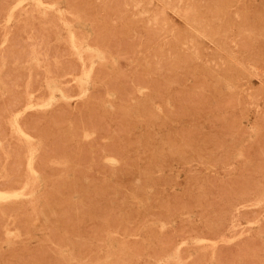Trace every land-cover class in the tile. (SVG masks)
Here are the masks:
<instances>
[{
    "label": "rangeland",
    "instance_id": "rangeland-1",
    "mask_svg": "<svg viewBox=\"0 0 264 264\" xmlns=\"http://www.w3.org/2000/svg\"><path fill=\"white\" fill-rule=\"evenodd\" d=\"M218 1L0 0V191L35 185L0 201V264H264V0Z\"/></svg>",
    "mask_w": 264,
    "mask_h": 264
},
{
    "label": "bare ground",
    "instance_id": "bare-ground-1",
    "mask_svg": "<svg viewBox=\"0 0 264 264\" xmlns=\"http://www.w3.org/2000/svg\"><path fill=\"white\" fill-rule=\"evenodd\" d=\"M121 1H122V0H121ZM210 1H211V0H210ZM8 2H9V1H8ZM20 2H21V1H20ZM38 2H41V0H38ZM47 2H48V1H47ZM232 2H233L232 0H219V1L215 4V8H216V10H218V11H224L225 9H227V7L230 6V4H231ZM5 3H6V2H5ZM60 3H61V2H60ZM149 3H150V2H149ZM212 3H213V1H212ZM0 4H1V3H0ZM3 4H4V3H3ZM3 4H1V5H3ZM21 4H22V3H21ZM244 5H245V4L243 3V6H244ZM28 6H29V5H28ZM52 6H53V5H52ZM60 6H61V5H60ZM40 8H41V7H40ZM170 8H171V7H170ZM242 8H243V7H242ZM245 8H246V7H245ZM45 9H46V8H45ZM58 9H59V8H58ZM63 9H64V7H63ZM180 9H181V8H180ZM0 10H1V9H0ZM107 10H109V9H107ZM107 10H106V11H107ZM216 10H214V11L216 12ZM44 11H45V10H44ZM106 11H105V13H106ZM142 11H143V10H142ZM170 11H171V10H170ZM218 11H217V12H218ZM128 12H129V11H128ZM83 13H84V12H83ZM117 13H118V12H117ZM156 13H157V12H156ZM111 14H112V13H111ZM114 14H115V13H114ZM196 14H197V13H196ZM196 14H195V15H196ZM261 14H262V13H261ZM213 15H214V14H213ZM215 15H217V14H215ZM106 16H108V15H106ZM160 16H161V15H160ZM218 16H219V15H218ZM68 17H69V16H68ZM79 17H80V16H79ZM117 17H118V16H117ZM182 17H184V16H182ZM0 18H1V17H0ZM83 18H84V17H83ZM102 18H103V17H102ZM104 18H106V17H104ZM178 18H179V17H178ZM192 18H193V17H192ZM7 19H8V18H7ZM23 19H24V18H23ZM67 19H69V18H67ZM108 19H109V18H108ZM113 19H114V18H113ZM121 19H123V18H121ZM159 19H160V18H159ZM179 19H180V18H179ZM185 19H186V18H185ZM242 19H243V18H242ZM153 20H154V19H153ZM10 21H11V20H10ZM118 21H119V20H118ZM148 21H149V20H148ZM164 21H165V20H164ZM177 21H179V20H177ZM192 21H193V20H192ZM202 21H203V20H202ZM240 21H241V20H240ZM79 23H80V22H79ZM83 23H84V22H82V24H83ZM212 23H213V22H212ZM244 23H245V22H244ZM85 24H86V23H85ZM182 24H184V23H182ZM197 24H198V23H197ZM248 24H249V23H248ZM83 25H84V24H83ZM158 25H159V24H158ZM239 25H240V24H239ZM240 26H241V25H240ZM68 27H69V29H70L72 35H74V33H73V32H74V31H73V26L69 25ZM74 27H75V26H74ZM201 28H202V27H201ZM164 29H165V28H164ZM256 29H257V28H256ZM110 30H111V29H110ZM224 30H225V29H224ZM97 31H98V30H97ZM97 31H96V32H97ZM134 31H135V30H134ZM156 31H157V30H156ZM189 31H190V30H189ZM13 32H14V31H13ZM136 32H138V31H136ZM111 33H112V32H111ZM133 33H134V32H133ZM158 33H159V32H158ZM237 33H238V32H237ZM237 33H236V34H237ZM96 34H97V33H96ZM141 34H142V33H141ZM216 34H217V31H213V35L215 36ZM92 35H93V34H92ZM208 35H209V34H208ZM18 36L20 37V35H18ZM108 36H109V35H108ZM185 36H186V35H185ZM199 36H200V35H199ZM238 36H239V35H238ZM248 36H249V35H248ZM23 37H24V36H23ZM95 37H96V35H95ZM103 37H104V35L102 36V39H103ZM105 37H106V36H105ZM236 37H237V36H236ZM26 38H27V37H26ZM72 38H73V37H72ZM99 38H100V37H99ZM114 38H115V36H114ZM129 38H130V37H129ZM102 39H101V42H102ZM130 39H131V38H130ZM243 39H244V38H243ZM10 40H11V39H10ZM17 40H18V39H17ZM94 40H95V39H94ZM103 40H104V39H103ZM105 40H106V39H105ZM105 40H104V41H105ZM108 40H109V39H108ZM113 40H114V39H113ZM115 40H116V39H115ZM133 40H134V39H133ZM140 40H142V38H141ZM176 40H177V39H176ZM98 41H99V40H98ZM124 41H126V40H124ZM137 41H138V40H137ZM232 41H233V40H232ZM21 42H22V41H21ZM167 42H168V41H167ZM244 42H245V40H244ZM13 43H14V42H13ZM102 43H103V42H102ZM128 43H129V44H128ZM128 43H127V44H128V46H129V45H130V41H129V39H128ZM232 43H233V42H232ZM234 43H236V42H234ZM240 43H241V42H240ZM29 44H30V43H29ZM90 44H91V43H90ZM197 44H198V43H197ZM246 44H247V43H246ZM251 44H252V42H251ZM74 45L77 46L78 44H76V43L74 42ZM79 45H80V46L77 47V48H78V51H79V47H81V46H82V47H85V48L90 47V46H88V45L85 46V45L80 44V43H79ZM100 45H101V43H100ZM103 45H104V44H103ZM160 45H161V44H160ZM176 45H177V43H176ZM113 46H115V45L112 44V48H113ZM119 46H120V45H119ZM242 46H248V45H242ZM250 46H252V45H250ZM20 47H21V46H20ZM58 47H59V45H58ZM61 47H62V46H61ZM129 47H130V46H129ZM165 47H166V46H165ZM234 47H235V46H234ZM130 48H131V47H130ZM43 49H44V48H43ZM242 49H243V48H242ZM244 49H246V48H244ZM248 49H249V48H248ZM74 50H75V49H74ZM85 50H86V49H85ZM93 50H95V49H93ZM116 50H117V48H116ZM186 50H187V49H186ZM130 51H131V50H130ZM182 51H183V50H182ZM53 52H54V51H53ZM95 52H96V51H95ZM100 52H101V51H100ZM100 52H99V53H100ZM133 52H134V51H133ZM152 52H153V51H152ZM227 52H228V50H227ZM234 52H235V51H234ZM68 53H69V51H68ZM76 53H77V52H76ZM189 53H190V52H189ZM258 53H259V52H258ZM44 54H45V53H44ZM80 54H81V52H80ZM92 54H93V53H92ZM97 54H98V53H97ZM18 55H19V54H18ZM98 55H99V54H98ZM219 55H220V54H219ZM157 56H158V55H157ZM25 57H26V56H25ZM80 57L82 58L81 55H80ZM97 57H98V56H97ZM240 57H241V56H240ZM261 57H262V56H261ZM15 58H16V57H15ZM166 58H169V57H166ZM20 59H21V58H20ZM67 59H68V58H67ZM97 59H98V58H97ZM259 59H260V58H259ZM24 60H25V59H24ZM46 60H47V59H46ZM81 60H82V59H81ZM235 60H236V59H235ZM257 60H258V59H257ZM260 60H261V59H260ZM260 60H259V61H260ZM262 60H263V59H262ZM22 61H23V60H22ZM120 61H121V60H120ZM166 61H167V60H166ZM173 61H174V60H173ZM241 61H242V60H241ZM11 62H12V61H11ZM11 62H10V63H11ZM37 62H38V61H37ZM253 62H254V61H253ZM256 62H258V61H256ZM263 62H264V61H263ZM263 62L261 61L262 64H263ZM34 63H35V62H34ZM168 63H169V62H167V64H168ZM170 63H171V62H170ZM250 63H251V62H250ZM20 64H21V63H20ZM20 64H19V65H20ZM22 64H23V63H22ZM24 64H25V63H24ZM31 64H32V63H31ZM171 64H172V63H171ZM185 64H186V63H185ZM258 64H259V63H258ZM19 65H18V66H19ZM176 65H177V64H176ZM256 65H257V63H256ZM77 66H78V65H77ZM122 66H123V64H122ZM165 66H166V65H165ZM168 66H169V65H168ZM168 66H167V68H168ZM43 67H44V66H43ZM124 67H126V66H124ZM169 67H170V66H169ZM242 67H243V66H242ZM256 67H257V66H256ZM17 68H18V67H17ZM22 68H23V67H22ZM75 68H76V67H75ZM98 68H99V70L102 69V68H100V67H98ZM98 68H97V70H98ZM122 68H123V67H122ZM176 68H177V66H176ZM176 68L174 67V69H176ZM12 69H13V68H12ZM12 69H11V70H12ZM14 69H15V68H14ZM23 69H24V68H23ZM53 69H54V68H53ZM210 69H211V68H210ZM15 70H16V69H15ZM145 70H146V69H145ZM225 70H226V69H225ZM231 70H233V69H231ZM250 70H251V69H250ZM259 70H260V69H259ZM22 71H23V70H22ZM22 71H21V72H22ZM82 71H83V70H82ZM215 71H216V70H215ZM255 71H256V70H255ZM78 72H79V71H78ZM104 72H107V71L104 70ZM245 72H246V70H245ZM25 73H26V72H25ZM89 73H90V72L85 71V72H84V75L87 76V75H89ZM96 73H98V72H96ZM100 73H101V71H100ZM221 73H222V72H221ZM238 73H239V72H238ZM243 73H244V72H243ZM6 74H7V73H6ZM33 74H35V72H34ZM36 74H38V73H36ZM80 74H81V73H80ZM102 74L104 75V73H102ZM117 74H118V73H117ZM12 75L15 76V74H12ZM12 75H11V76H12ZM24 75H25V74H24ZM90 75H91V74H90ZM175 75H176V74H175ZM254 75H255V74H254ZM3 76H4V74H3ZM7 76H8V75H7ZM33 76H34V75H33ZM104 76H105V75H104ZM15 77H16V76H15ZM20 77H21V76H20ZM34 77H35V76H34ZM36 77H38V76H36ZM36 77H35L34 79H36ZM40 77H41V75H40ZM75 77H76V76H75ZM88 77H89V76H88ZM98 77H99V76H98ZM140 77H141V76H140ZM233 77H234V76H233ZM22 78H23V77H22ZM41 78H42V77H41ZM90 78H91V77H90ZM109 78H110V77H109ZM118 78H119V77H118ZM34 79H33V80H34ZM88 79H89V78H88ZM174 79L176 80L175 77H174ZM239 79L241 80V78H239ZM257 79H258V78H257ZM13 80H14V79H13ZM43 80H44V78H43ZM78 80H79V79H78ZM83 80H84V79H83ZM124 80H125V79H124ZM10 81H11V80H10ZM10 81H9V82H10ZM19 81H21V80H19ZM253 82H254V81H253ZM6 83H7V81H6ZM237 83H239V82H237ZM2 84H3V83H2ZM18 84H21V82L18 83ZM103 84H104V83H103ZM152 84H153V83H152ZM244 84H245V83H244ZM244 84H243V85H244ZM259 84H260V83H259ZM14 85H15V84H14ZM14 85H13V86H14ZM80 85H81V84H80ZM110 85H111V83H110ZM245 85H246V84H245ZM249 85H250V84H249ZM37 86H38V85H36L35 87H37ZM42 86H43V85H42ZM141 86H142V85H141ZM10 87H12V86H10ZM50 87H51L53 90L58 91L63 97H65V95H64V93H63V90H62L60 87H58L57 85H50ZM109 87H110V86H109ZM133 87H134V86H133ZM217 87H218V86H217ZM250 87H251V86H250ZM255 87H256V86H255ZM20 88H21V87H20ZM227 88H228V89H231V88H229V87H227ZM232 88H233V87H232ZM35 89H36V88H35ZM37 89H38V87H37ZM201 89H202V88H201ZM242 89H243V88H242ZM260 89H261V87H260ZM14 90H15V89H14ZM83 90H84V88H83ZM134 90H135V89H134ZM144 90H146V89H144ZM160 90H161V89H160ZM164 90H165V89H164ZM203 90H204V89H203ZM244 90H245V89H244ZM35 91H37V90H35ZM99 91H100V90H99ZM104 91H105V89H104ZM104 91H103V92H104ZM120 91H121V90H120ZM232 91H233V90H232ZM248 91H249V90H248ZM14 92H16V91H14ZM25 92H26V91H25ZM84 92H85V91H84ZM94 92H95V91H94ZM94 92H92V93L94 94ZM96 92H97V91H96ZM96 92H95V94L98 93V92H97V93H96ZM230 92H231V91H230ZM82 93H83V91H82ZM234 93H235V92H234ZM46 94H47V93H46ZM83 94H84V93H83ZM95 94H94V96H95ZM33 95H34V94H33ZM98 95H99V93L97 94V96H98ZM104 95H105V94H104ZM234 95H235V94H234ZM246 95H247V94H246ZM258 95H259V94H258ZM15 96H16V95H15ZM47 96H48V95H47ZM137 96H138V95H137ZM232 96H233V95H232ZM11 97H12V96H11ZM16 97H18V96H16ZM22 97H23V96H22ZM24 97H25V96H24ZM78 97H79V96H78ZM91 97H92V96H91ZM102 97H103V96H102ZM111 97H112V96H111ZM244 97H245V96H244ZM13 98H14V97H13ZM19 98H20V97H19ZM104 98H105V97H104ZM127 98H128V97H127ZM232 98H233V97H232ZM258 98H259V97H258ZM16 99H17V101H18V98H16ZM25 99H26V97L24 98V100H25ZM95 99H96V98H95ZM22 100H23V98H22ZM29 100H30V99H29ZM37 100H38V99H37ZM47 100H48V99H47ZM70 100H71V99H70ZM164 100H165V99H164ZM235 100H236V99H235ZM41 101H42V100H41ZM53 101H54V100H53ZM154 101H155V100H154ZM237 101H238V100H237ZM244 101H245V100H244ZM5 102H6V101H5ZM19 102H20V101H19ZM27 102H28V101H27ZM126 102H127V101H126ZM232 102H233V101H232ZM235 102H236V101H235ZM235 102H234V104H235ZM95 103H96V102H95ZM238 103H239V102H238ZM35 104H36V103H35ZM35 104H34V105H35ZM55 104H56V103H55ZM77 104H78V103H77ZM80 104H81V102H80ZM92 104H93V102H92ZM97 104H98V103H97ZM127 104H128V102H127ZM129 104H130V103H129ZM250 104H252V103H250ZM7 105H8V104H7ZM10 105H11V103H10ZM12 105H13V103H12ZM61 105H62V104H61ZM63 105H64V104H63ZM98 105H99V104H98ZM18 106H19V104H18ZM64 106H65V105H64ZM81 106H82V104H81ZM92 106H93V105H92ZM225 106H226V104H225ZM41 107H42V106H41ZM41 107H39V108H41ZM45 107H46V105H45ZM79 107H80V105H79ZM146 107H147V106H146ZM233 107H234V106H233ZM237 107H239V106H237ZM3 108H4V107H3ZM7 108H8V106H7ZM80 108H81V107H80ZM147 108H148V107H147ZM216 108H217V107H216ZM68 109H69V108H68ZM148 109H149V108H148ZM244 109H245V107H244ZM59 110H60V109H59ZM62 110H64V109H62ZM65 110H66V108H65ZM245 110H246V109H245ZM24 111H25V110H24ZM70 111H71V110H70ZM88 111H89V110H88ZM97 111H98V110H97ZM9 112H10V111H9ZM67 112H68V110H67ZM94 112H95V111H94ZM56 113H58V112L56 111ZM10 114H11V113H10ZM28 114H29V113H27V115H28ZM34 114H35V113H34ZM40 114H42V113H40ZM95 114H96V113H95ZM30 115H33V114L31 113ZM36 115H37L36 117L34 116L35 118H37L38 116H40V115H38V114H36ZM54 115H55V114H54ZM1 116H3V115H1ZM4 116H5V115H4ZM28 116H29V115H28ZM41 116H43V114H42ZM55 116H57V115H55ZM261 116H262V115H261ZM17 117H18V116H17ZM17 117H14L13 119L11 118V119L13 120V123H14L15 127H16L20 132L26 134V136H27V133L25 132V130H24V129L22 128V126L20 125V122L18 121V118H17ZM34 117H33V118H34ZM47 117H48V116H47ZM68 117H69V116H68ZM98 117H99V116H98ZM235 117H236V116H235ZM6 118H7V117H6ZM25 118H27V116H26ZM30 118H31V120H32V117H30ZM77 118H78V117H77ZM84 118H85V117H84ZM91 118H92V117H91ZM28 119H29V118H28ZM28 119H27V120H28ZM40 119H41V118H40ZM42 119H43V118H42ZM42 119H41V121H44V120H42ZM74 119H75V117H74ZM74 119H73V120H74ZM234 119H235V118H234ZM236 119H237V118H236ZM0 120H1V119H0ZM27 120H26V121H27ZM100 120H101V119H100ZM116 120H117V119H116ZM240 120H241V118H239V121H240ZM262 120H263V119H262ZM2 121H3V120H2ZM34 121H35V120H34ZM57 121H58V120H57ZM125 121H126V120H125ZM37 122H38V119H37ZM37 122H35V123H37ZM39 122H40V120H39ZM99 122H100V121H99ZM133 122H134V121H133ZM32 123H33V121H32ZM32 123H31V124H32ZM40 123H41V122H40ZM124 123H126V122H124ZM235 123H236V122H235ZM28 124H29V123H28ZM65 124H66V123H65ZM76 124H77V123H76ZM78 124H79V123H78ZM131 124H132V122L130 123V127H131ZM136 124H137V122H136ZM173 124H174V123H173ZM245 124H246V123H245ZM23 125H24V124H23ZM82 125H83V124H82ZM132 125H133V124H132ZM134 125H135V124H134ZM241 125H242V124H241ZM54 126H55V125H54ZM106 126H107V125H106ZM258 126H259V125H258ZM24 127H25V129H26V128H27V125H24ZM39 127H40V126H39ZM88 128H90V127H88ZM94 128H95V127H94ZM104 128H105V127H104ZM119 128H120V127H119ZM127 128H128V127H127ZM2 129H3V128H2ZM29 129H32V128H28V130L26 129L27 132L29 131ZM34 129H35V127H34ZM49 129H50V128H48L47 130H49ZM7 130H8V128H7ZM18 130H17V131H18ZM42 130H44V128H43ZM47 130H46V131H47ZM105 130H106V129H105ZM129 130H130V129H129ZM245 130H247V128H246ZM248 130H249V129H248ZM248 130H247V132H248ZM11 131H12V130H11ZM30 131H31V130H30ZM39 131H40V130H39ZM74 131H75V130H74ZM96 131H97V129H96ZM99 131H100V130H99ZM122 131L125 132L124 130H122ZM122 131H121V133H122ZM3 132H4V130H3ZM34 132H35V131H34ZM41 132H42V131H41ZM44 132H45V131H44ZM58 132H59V131H58ZM79 132H80V131H79ZM254 132H255V130H254ZM7 133H8V132H7ZM22 133H21V135H22ZM42 133H43V132H42ZM45 133H46V132H45ZM45 133H44V134H45ZM82 133H83V132H82ZM118 133H119V132H118ZM121 133H120V134H121ZM24 134H23V135H24ZM30 134H33V135H34V133H30ZM47 134H48V133H47ZM37 135H38V132H37ZM75 135H76V134H75ZM255 135H256V133H255ZM2 136H3V135H2ZM42 136H43V135H42ZM44 136H46V135H44ZM48 136H50V135H48ZM153 136H154V135H153ZM24 137H25V136H24ZM58 137H59V136H58ZM78 137H79V136H78ZM82 137H83V136H82ZM100 137H101V136H100ZM239 137H240V136H239ZM0 138H1V137H0ZM45 138H46V137H45ZM136 138H137V137H136ZM168 138H169V137H168ZM175 138H176V137H175ZM169 139H170V138H169ZM117 140H118V138H117ZM176 140H177V139H176ZM118 141H119V140H118ZM155 141H156V140H155ZM54 142H55V140H54ZM12 143H13V142H12ZM63 143H64V142H63ZM66 143H67V142H66ZM134 143H135V142H134ZM147 143H148V142H147ZM174 143H175V142H174ZM48 144H49V143H48ZM55 144H56V143H55ZM60 144H62V143H60ZM6 145H7V144L5 143V147H6ZM179 145H180V144H179ZM216 145H217V144H216ZM113 147H114V146H113ZM164 147H165V146H164ZM168 147H169V146H168ZM180 148H181V147H180ZM197 148H198V147H197ZM197 148H196V149H197ZM221 148H223V147L221 146ZM6 149H7V148H6ZM69 149H70V148H69ZM178 149H179V148H178ZM186 149H187V148H186ZM23 150H24V149H23ZM116 150H117V149H116ZM160 150H161V149H160ZM263 150H264V149H263ZM25 151H26V150H25ZM25 151H24V152H25ZM48 151H49V150H48ZM171 151H172V150H171ZM245 152H246V151H245ZM83 153H84V152H83ZM114 153H115V151H114ZM210 153H211V152H210ZM14 154H16V153H14ZM21 154H23V153H21ZM18 155H19V154H18ZM12 156H13V155H12ZM16 156H17V155H16ZM30 156H31V155H30ZM36 156H37V155H36ZM117 156H118V155H116L115 157H117ZM119 156H120V155H119ZM159 156H160V155H159ZM162 157H163V156H162ZM200 157H201V156H200ZM35 158H36V157H35ZM48 158H49V157H48ZM120 158H121V157H120ZM123 158H124V157H123ZM80 159H81V158H80ZM30 160H31V159H30ZM30 160H29V161H30ZM32 160H33V159H32ZM115 161H116V159H115ZM20 162H21V161H20ZM25 162H26V161H25ZM81 162H82V161H81ZM29 163H30V162H29ZM33 163H34V162H33ZM33 163H32V164H33ZM13 164H14V158H13ZM32 164L30 165V171H31V173H33L34 175H36V174H38V173H37V170H36L35 167H33ZM78 164H79V163H78ZM80 164H81V163H80ZM80 164H79V165H80ZM83 164H84V163H83ZM111 164H112V163H111ZM165 164H166V163H165ZM20 165H21V164H20ZM62 165H63V164H62ZM21 166H22V165H21ZM59 166H60V164H59ZM24 167H25V166H24ZM19 168H20V166H19ZM54 169H55V168H54ZM207 169H208V168H207ZM0 170H1V169H0ZM15 170H16V169H15ZM49 170H50V169H49ZM57 170H58V169H57ZM44 171H45V170H44ZM46 171H47V170H46ZM46 171H45V172H46ZM58 171H59V170H58ZM89 171H90V170H89ZM110 171H111V170H110ZM50 172H51V171H49L48 173H50ZM53 173H54V172H53ZM54 174H55V173H54ZM57 174H58V173H57ZM46 176H47V175H46ZM49 176H51V175H49ZM71 176H72V175H71ZM122 176H123V175H122ZM36 178H37V177H36ZM86 178H88V177H86ZM39 179H40V178H39ZM52 179H54V178H52ZM88 179H89V178H88ZM137 179H138V178H137ZM137 179H136V180H137ZM160 179H161V178H160ZM33 180H34V179H33ZM136 180H135V181H136ZM215 180H216V179H215ZM252 180H253V179H252ZM64 181H66V180H64ZM73 181H74V179H73ZM86 181H89V180H86ZM86 181H84V182H86ZM141 181H142V180H141ZM240 181H241V180H240ZM247 181H248V180H247ZM70 182H71V181H70ZM70 182H69V183L67 182L65 185L70 184ZM8 183H9V182H8ZM71 183H73V182H71ZM74 183H75V182H74ZM86 183H87V182H86ZM223 183H224V182H223ZM234 183H235V182H234ZM234 183H233V184H234ZM0 184H2V181H1ZM3 184H5V183H3ZM28 184H29V183H28ZM59 184H60V183H59ZM77 184H78V183H77ZM136 184H137V183H135V185H136ZM140 184H141V183H140ZM163 184H164V183H163ZM9 185H13V184H9ZM29 185H30V184H29ZM72 185H74V184H72ZM72 185L70 184L71 188L73 187ZM3 186H4V185H3ZM34 186H35V185H32L31 187H29L27 184H25V185L22 187V189H20V190H15V191H14V190L0 191V201H6V199H10V198H18V197H20V196H22V195H25V194H30V195L32 196V195L34 194V189H33ZM51 186H53V185L51 184ZM67 186H68V185H67ZM70 186H68V187H70ZM78 186H79V185H78ZM136 186H137V185H136ZM236 186H237V185H236ZM244 186H245V185H244ZM7 187H8V185H7ZM74 187L76 188L75 185H74ZM254 187H255V186H253V188H254ZM12 188H13V187H12ZM229 188H230V187H229ZM5 189H6V188H5ZM77 189H78V187H77ZM111 189H112V187H111ZM236 189H237V188H236ZM2 190H3V189H2ZM49 190H50V189H49ZM59 190H60V189H59ZM66 190H68V189H66ZM70 190H71V193H72L73 190H72V189H70ZM138 190H139V189H138ZM196 190H197V189H196ZM225 190H227V189H225ZM225 190H224V191H225ZM231 190L234 191V189H231ZM239 190H240V189H239ZM50 191H51V190H50ZM112 191H113V189H112ZM221 191H222V189H221ZM228 191H229V190H228ZM240 191H241V190H240ZM53 192H54V191H53ZM68 192L70 193V191H68ZM105 192H106V191H105ZM175 192H176V191H175ZM219 192H220V191H219ZM49 193H50V192H49ZM49 193H48V194H49ZM107 193H108V192H107ZM239 193H240V192H239ZM64 194L67 195V193H64ZM157 194H158V193H157ZM227 194H228V193H227ZM229 194H230V193H229ZM43 195H44V194H43ZM49 195H50V194H49ZM57 195H58V194H57ZM69 196H70V195H69ZM189 196H190V195H189ZM189 196H188V198H190ZM200 196H201V195H200ZM33 197H34V196H33ZM201 197H202V196H201ZM30 198H31V197H30ZM52 198H54V197H52ZM58 198H59V199H58ZM58 198H56V199H58V200L60 201L61 199H60L59 196H58ZM61 198H62V197H61ZM71 198H74V197L71 196ZM76 198H77V197H76ZM76 198H75V199H76ZM213 198H214V197H213ZM235 198H236V197H235ZM22 199H23V198H22ZM75 199H74V200H75ZM77 199H78V198H77ZM54 200H55V199H54ZM67 200H68V199H67ZM74 200H73V201H74ZM83 200H84V199H83ZM86 200H87V198H86ZM88 200H89V199H88ZM189 200H190V199H189ZM204 200H205V199H204ZM208 200H209V199H208ZM208 200H207V201H208ZM263 200H264V199L259 200V202H261V201H263ZM8 201H9V200H8ZM61 201H62V200H61ZM77 201H78V200H77ZM77 201H76V202H77ZM207 201H206V202H207ZM245 201H246V200H245ZM39 202H40V200H39ZM48 202H49V201H48ZM55 202H57V201H55ZM66 202H67V201H66ZM66 202H65V203H66ZM83 202H84V201H83ZM86 202H87V201H86ZM11 203H12V202H11ZM62 203H64V198H63ZM62 203H61V204H62ZM65 203H64V204H65ZM67 203H70V202L68 201ZM67 203H66V204H67ZM209 203H210V202H209ZM247 203H248V202H247ZM256 203H257V202H256ZM261 203H262V202H261ZM9 204H10V203H9ZM66 204H65V205H66ZM76 204H77V203H76ZM76 204H75V206H76ZM100 204H101V203H100ZM184 204H185V203H184ZM44 205H45V204H44ZM50 205H51V204H50ZM59 205H60V203H59ZM181 205H182V204H181ZM198 205H200V204L198 203ZM46 206H47V204H46ZM56 206H57V205H56ZM61 206H62V205H61ZM61 206H60V207H61ZM63 206H64V205H63ZM67 206H68V205H67ZM187 206H188V205H187ZM5 207H8V205H6ZM22 207H23V206H22ZM69 207H70V206H69ZM83 207H84V206H83ZM98 207H99V206H98ZM189 207H190V206H189ZM35 208H36V206H35ZM46 208H49V207H46ZM53 208H54V207H53ZM63 208H64V207H63ZM66 208H67V207H66ZM72 208H77V207H73V205H72V206H71V209H72ZM80 208H81V207H80V204H79V209H80ZM180 208H181V207H180ZM67 209H69V208H67ZM82 209H84V208H82ZM98 209H99V208H98ZM101 209H102V208H101ZM136 209H137V208H136ZM12 210H14V209L12 208ZM46 210H47V209H46ZM59 210H60V208H59ZM64 210H65V211H64ZM64 210H63V213L66 212V209H64ZM93 210H94V209H93ZM103 210H105V209L103 208ZM106 210H107V209H106ZM129 210H130V209H129ZM134 210H135V209H134ZM134 210H133V211H134ZM149 210H150V209H149ZM260 210H261V209H260ZM39 211H40V210H39ZM44 211H45V210H44ZM60 211H61V210H60ZM68 211H69V210H68ZM73 211H74V210H72V212H73ZM77 211H78V210H77ZM131 211H132V210H131ZM136 211H137V210H136ZM150 211H151V210H150ZM166 211H167V210H166ZM166 211H165V212H166ZM256 211H257V210H256ZM8 212H9V211H8ZM49 212H50V211H49ZM51 212H52V211H51ZM53 212H54V211H53ZM104 212H105V211H104ZM137 212H139V211H137ZM137 212H135V213H137ZM140 212H141V211H140ZM144 212H145V211H144ZM171 212H173V211H171ZM228 212H229V211H228ZM241 212H242V211H241ZM247 212H248V211H246V214H247ZM253 212H254V214L256 213L254 210H253ZM259 212H260V211H259ZM56 213H57V212H56ZM67 213H68V212H67ZM105 213H106V212H105ZM130 213H131V212H130ZM248 213H250V212H248ZM260 213H261V212H260ZM7 214H8V213H7ZM77 214H78V213H77ZM87 214H88V213H87ZM139 214H140V213H139ZM139 214L137 213L136 216H138ZM243 214H244V215H243L244 217H248V215L245 216L246 214H245L244 212H243ZM250 214H251V213H250ZM46 215H47V214H46ZM81 215H82V214H81ZM85 215H86V214H85ZM90 215H91V214H90ZM256 215H257V213H256ZM258 215H260V214L258 213ZM36 216H37V215H36ZM47 216H48V215H47ZM62 216H64V215H62ZM67 216H68V215H67ZM82 216H83V215H82ZM91 216H92V215H91ZM130 216H131V215H130ZM133 216H134V215H133ZM142 216H143V215H142ZM144 216H145V215H144ZM158 216H160V215H158ZM232 216H233V215H232ZM253 216H254V215H253ZM253 216H252V217H253ZM2 217H3V216H2ZM2 217H1V218H2ZM31 217H32V216H31ZM77 217H78V216H77ZM93 217H94V215H93ZM114 217H115V216H114ZM138 217H139V216H138ZM150 217H151V216H150ZM252 217H250L251 220H249L250 218H247V219H248L249 221H253V220H252ZM260 217H261V216H260ZM22 218H23V217H22ZM106 218H107V217H106ZM134 218H135V219H134ZM134 218L131 217L130 220H132V219H134L133 221L137 220V219H136L137 217H134ZM148 218H149V217H148ZM167 218H168V217H167ZM254 218H256V217H253V219H254ZM263 218H264V217H263ZM26 219H27V218H26ZM26 219H25V220H26ZM56 219H57V218H56ZM76 219H77V218H76ZM76 219H75V220H76ZM79 219H80V218H79ZM89 219H92V218L90 217ZM96 219H97V218H96ZM140 219H141V218H140ZM160 219H161V217H160ZM172 219H173V218H172ZM31 220H32V219H31ZM92 220H93V219H92ZM92 220H91V221H92ZM255 220H256V219H255ZM77 221H82V220H77ZM133 221H131V222H133ZM0 222H1V220H0ZM2 222L4 223L5 221H3V219H2ZM71 222H73V220H71ZM141 222H142V221H141ZM263 222H264V221H263ZM263 222H262V223H263ZM40 223H41V222H40ZM75 223H76V222H74L73 224H75ZM87 223H88V222H87ZM90 223H91V222H90ZM122 223H123V222H122ZM143 223H144V222H143ZM8 224H9V223H8ZM64 224H65V223H64ZM67 224H68V223H67ZM92 224H93V223H92ZM94 224H95V223H94ZM115 224H117V227H119L118 223H115ZM119 224H121V223H119ZM140 224H141V223H140ZM190 224H191V223H190ZM3 225H4V224H3ZM79 225H80V223H79ZM113 225H114V223H113ZM113 225L111 224V226H113ZM138 225H139V223H138ZM141 225H142V224H141ZM218 225H219V224H218ZM233 225H234V223H233ZM262 225H263V224H262ZM17 226H18V225H16V227H17ZM21 226H23V225H21ZM25 226H26V225H25ZM25 226H23V228H24ZM44 226H45V225H44ZM80 226H81V225H80ZM90 226H91V230H92V229H93V228H92V225L90 224ZM114 226L116 227V225H114ZM235 226H236V225H235ZM18 227H19V226H18ZM72 227H74V226L72 225ZM77 227H78V226H77ZM86 227H87V226H86ZM124 227H125V226H124ZM124 227H123V228H124ZM126 227H127V226H126ZM134 227H135V226H134ZM136 227H137V225H136ZM136 227H135V228H136ZM260 227H261V226H260ZM263 227H264V225H263ZM19 228H20V227H19ZM25 228H26V227H25ZM29 228H30V227H29ZM123 228H122V229H123ZM128 228H129V226H128ZM128 228H127V229H128ZM135 228H134V229H135ZM138 228H139V227H138ZM138 228H137V230H138ZM0 229H1V228H0ZM21 229H22V228H21ZM31 229H32V228H31ZM39 229H40V227H39ZM39 229H37V230H39ZM78 229H79V228H77V230H78ZM86 229H87V228H86ZM88 229H89V228H88ZM117 229H118V228H117ZM131 229H132V228H131ZM210 229H211V227H210ZM1 230H2V229H1ZM15 230H16V229H15ZM22 230H23V232H24L25 229H22ZM22 230H21V231H22ZM29 230H30V229H29ZM29 230L27 229V231H29ZM115 230H116V229H115ZM120 230H121V229H120ZM120 230H119V231H120ZM152 230H154V229H152ZM226 230H227V229H226ZM261 230H262V227H261ZM30 231H32V230H30ZM35 231H36V230H35ZM52 231H53V237H55V236H54V232H55V230H52ZM84 231H85V230H84ZM92 231L94 232V230H92ZM92 231H91V232H92ZM123 231H125V228L123 229ZM129 231H130V230H128V233H129ZM135 231H136V230H135ZM262 231H263V230H262ZM0 232H1V231H0ZM2 232H3V231H2ZM23 232H22V233H23ZM41 232H42V231H41ZM82 232H83V231H82ZM85 232H86V231H85ZM121 232H122V231H121ZM130 232L132 233V231H130ZM170 232H171V231H170ZM206 232H207V231H206ZM239 232H240V231H239ZM3 233H4V232H3ZM12 233H13V232H12ZM12 233L10 232L11 235H12ZM19 233H20V232H19ZM24 233H25V232H24ZM51 233H52V232H51ZM105 233H106V232H105ZM123 233H124V232H123ZM135 233H136V232H135ZM163 233H164V232H163ZM193 233H194V232H193ZM263 233H264V231H263ZM263 233H262V234H263ZM0 234H1V233H0ZM8 234H9V233H8ZM10 234H9V235H10ZM156 234H157V233H156ZM159 234H160V233H159ZM165 234H166V233H165ZM230 234H231V233H230ZM241 234H242V233H241ZM2 235H3V234H2ZM9 235H7V236H9ZM77 235H78V234H77ZM80 235L82 236V234H80ZM122 235H123V234H122ZM218 235H219V234H218ZM3 236H5V235H3ZM3 236H2V237H3ZM51 236H52V234H51ZM171 236H172V235H171ZM171 236H170V237H171ZM223 236H224V235H223ZM236 236H237V235H236ZM0 237H1V235H0ZM18 237H19V236H18ZM58 237H59V236H58ZM141 237H142V236H141ZM155 237H156V239H157V236H155ZM246 237H247V236H246ZM161 238H162V241H163L164 236H163V237L161 236ZM161 238H160V239H161ZM166 238H167V237H166ZM181 238H182V237H181ZM231 238H232V237H231ZM237 238H238V237H237ZM0 239H1V238H0ZM3 239H4V238H3ZM59 239H61V238H59ZM76 239H77V238H76ZM96 239H97V238H96ZM248 239H249V238H248ZM248 239H246V242L248 241ZM52 240H55V239H52ZM57 240H58V239H57ZM57 240H56V241H57ZM67 240H68V239H67ZM67 240H66V241H67ZM216 240H217V239H216ZM257 240H258V239H257ZM60 241H61V240H60ZM97 241H98V240H97ZM135 241H136V240H135ZM171 241H172V243L174 242L173 239H171ZM193 241H194V240H193ZM199 241H200V240H199ZM203 241H204V240H203ZM214 241H215V240H214ZM217 241H218V240H217ZM226 241H227V240H226ZM252 241H255V240H252ZM260 241H261V239H260ZM260 241H259V242L255 241V242H257V244H259ZM57 242H58V241H57ZM57 242H55V243H57ZM62 242H63V241H62ZM68 242H69V241H68ZM75 242H76V241H75ZM195 242H196V241H195ZM240 242H241V241H239V243H240ZM249 242H250V241H249ZM249 242H247V243H249ZM262 242H263V241H261V243H262ZM11 243H12V242H11ZM72 243H73V242H72ZM141 243H142V242H141ZM200 243H201V241H200ZM209 243H210V242H209ZM239 243H238V241H237V244H238V245H239ZM241 243H242V242H241ZM241 243H240V244H241ZM247 243H246V244H247ZM251 243H252V245H253V242H251ZM261 243H260V244H261ZM60 244H61V242H60ZM60 244H58V245L60 246ZM70 244H71V243H70ZM139 244H140V243H139ZM164 244H165V243H164ZM166 244H167V243H166ZM166 244H165V245H166ZM168 244H170V243H168ZM181 244H182V243H181ZM184 244H185V243H184ZM184 244H183V245H184ZM242 244L244 245V244H245V241H244V243H242ZM170 245H171V244H170ZM235 245H236V244H235ZM248 245H249V244H248ZM35 246H36V245H35ZM40 246H41V245H40ZM44 246H46V245H44ZM59 246H58V247H59ZM85 246H86V244H85ZM103 246H104V245H103ZM103 246H102V247H103ZM161 246H162V245H161ZM212 246H213V245H212ZM220 246H222V245H220ZM220 246H219L218 249H220ZM236 246H237V245H236ZM253 246H254V245H253ZM258 246H259V245H258ZM258 246H257V247H258ZM261 246H262V245H261ZM261 246H259V247H261ZM30 247H31V249H32V247H34V246H30ZM48 247H51V246H48V244H47V248H48ZM71 247H72V246H71ZM100 247H101V246H100ZM136 247H138V245H136ZM172 247H173V245H172ZM181 247H182V246H181ZM223 247H224V246H223ZM223 247H221V248H223ZM229 247H230V246H229ZM231 247H232V246H231ZM245 247H246V248H245ZM245 247L243 246L244 250H245V249H248L247 246H245ZM250 247H252V246L250 245ZM4 248H5V247H4ZM20 248H21V247H20ZM24 248H25V247H24ZM27 248H28V247H27ZM37 248H38V247H36V249H37ZM45 248H46V247H45ZM52 248H54L53 245H52ZM83 248H84V247H83ZM83 248H82V249H83ZM104 248H105V246H104ZM131 248H132V247H131ZM141 248H142V246H141ZM237 248H238V246L236 247V249H237ZM252 248H253V247H252ZM261 248H264V247H261ZM54 249H55V248H54ZM90 249H91V248H90ZM225 249L227 250V248H225ZM228 249H229V248H228ZM236 249H235V251H236ZM240 249H241V248H240ZM39 250H40V249H39ZM45 250H46V249H45ZM55 250H57V247H56ZM137 250H138V249H137ZM139 250H140V249H139ZM238 250H239V249H238ZM238 250H237V252H238ZM244 250H243V251H244ZM10 251H11V250H10ZM35 251H36V250H35ZM43 251H44V249H43ZM48 251H49V249H48ZM48 251H46V252H48ZM58 251H59V250H58ZM58 251H54V252L56 253V252H58ZM98 251H99V250H98ZM152 251H153V250H152ZM185 251H186V250H185ZM185 251H184V252H185ZM218 251H219V250H218ZM223 251H224V250H223ZM223 251H221V254H222V253H223V254L225 253V255H226V252H227V251H226V252H223ZM241 251H242V249H241ZM252 251H253V250H252ZM255 251H256V249H255ZM257 251L260 252V250H258V249H257ZM8 252H9V251H8ZM8 252H7V253H8ZM32 252H33V251H32ZM32 252H30V253L32 254ZM36 252L38 253V251H36ZM40 252H41V251H39V253H40ZM66 252H67V251H65V253H66ZM88 252H89V250H88ZM93 252H94V251H93ZM118 252H119V251H118ZM229 252L233 253L231 250H230ZM246 252H247V251H246ZM246 252H245V253L243 252V254H246ZM33 253H34V252H33ZM50 253H52V252H50ZM85 253H86V251H85ZM138 253H139V251H138ZM157 253H158V252H157ZM200 253H201V252H200ZM202 253H204V252H202ZM216 253H217V251H216ZM234 253H235V252H234ZM239 253H240V252H239ZM247 253H249V256H250V251L247 252ZM2 254H3V253H2ZM4 254H6V253H4ZM4 254H3V255H4ZM21 254H22V253H20V255H21ZM27 254H28V253H27ZM31 254H30V255H31ZM35 254H36V253H35ZM35 254H33V255H35ZM43 254H44V253H43ZM45 254H46V253H45ZM56 254H57V253H56ZM73 254H74V253H73ZM217 254H218L217 256H220V255H219L220 253H217ZM237 254H238V253H235V255H237ZM241 254H242V252H241L239 255H241ZM7 255H8V254H7ZM38 255L40 256V254H38ZM49 255H50V257H51L52 254H48L47 256H49ZM117 255H118V254H117ZM197 255H198V254H197ZM200 255H201V254H200ZM227 255H228V254H227ZM227 255H226V256H227ZM1 256H2V255H1ZM12 256H13V255H12ZM12 256H10L9 258H11ZM18 256H19V255H18ZM28 256H29V255H28ZM36 256H37V254H36ZM41 256H43V255H41ZM88 256H90V255H88ZM140 256H141V255H140ZM202 256H203V254H202ZM211 256H212V255H211ZM211 256H210V257H211ZM230 256H233V255L230 254ZM260 256H261V255H260ZM4 257H5V256H3V259H4ZM24 257H25V255H24ZM24 257H23V259H21V258L19 257V259H21L22 262H23V261H24ZM26 257H27V255H26ZM29 257H30V256H29ZM31 257H32V255H31ZM44 257H45V256H44ZM44 257H43V258H44ZM93 257H94V255H93ZM172 257H173V256H172ZM172 257H171V258H172ZM184 257H185V256H184ZM263 257H264V256H263ZM38 258L40 259V257H38ZM43 258H42V259H43ZM46 258H47V257H46ZM46 258H45L44 260H47V259H48V258H47V259H46ZM52 258H53V257H51L50 259H52ZM155 258H156V257H155ZM169 258H170V256H169ZM226 258H227V257H226ZM226 258H225V259H226ZM229 258H230V257H229ZM256 258H257V257H256ZM6 259H7V258H6ZM19 259H18V260H19ZM33 259H34V258H33ZM50 259H49V260H50ZM109 259H110V258H109ZM122 259H123V257H122ZM177 259L179 260V257H178ZM217 259H218V258H217ZM231 259H232V257H231ZM243 259H244V257H243ZM243 259H242V260H243ZM251 259H252V257H251ZM251 259H250V260H251ZM259 259H260V258H259ZM259 259H258V260H259ZM18 260H13V261H14V262H16V261L18 262ZM29 260H30V262H31V258H30V259L28 258V261H29ZM34 260H36V259H34ZM44 260H43V263L45 262ZM52 260H53V259H52ZM52 260H50V261H52ZM115 260H117V259H115ZM138 260H139V259H138ZM167 260H168V259H167ZM199 260H200V261H201V260L203 261L202 258L199 259ZM220 260H222V259H220ZM223 260H224V259H223ZM223 260H222V261H223ZM228 260H229V259H228ZM258 260H256V261H258ZM4 261H5V260H4ZM6 261H7V260H6ZM11 261H12V260H10V262H11ZM82 261H84V259H83ZM82 261H81V262H82ZM118 261H119V260H118ZM189 261H190V260H189ZM196 261L199 262L198 260H196ZM207 261H209V260H207ZM218 261H219V260H218ZM225 261H226V260H224V262H225ZM243 261H245V259H244ZM243 261H242V263L244 264ZM252 261H253V260H252ZM20 262H21V261H20ZM33 262H34V261H32L31 264H32ZM95 262H96V261H95ZM113 262H114V261H113ZM197 262H196V263H197ZM219 262H220V261H219ZM224 262H223V263H224ZM228 262H229V261H227V263H228ZM233 262H234V260L232 261V263H233ZM245 262H246V261H245ZM247 262H248V261H247ZM6 263H7V262H6ZM25 263L27 264V262H25V261H24V263H22V264H25ZM35 263H36V264H37V263H40V261L38 260V262H35ZM46 263H48V262H46ZM52 263H53V261H52ZM55 263H56V262H55ZM188 263H189V262H188ZM188 263H187V264H188ZM192 263H193V261H192ZM199 263H200V262H199ZM221 263H222V262H221ZM223 263H222V264H223ZM225 263H226V262H225ZM230 263H231V262H230ZM230 263H229V264H230ZM232 263H231V264H232ZM16 264H17V263H16ZM57 264H59V263H57ZM60 264H61V263H60ZM63 264H64V263H63ZM115 264H116V263H115ZM159 264H161V263H159ZM190 264H191V263H190ZM197 264H198V263H197ZM200 264H202V263H200ZM203 264H204V263H203ZM234 264H235V262H234ZM258 264H260V263H258Z\"/></svg>",
    "mask_w": 264,
    "mask_h": 264
}]
</instances>
